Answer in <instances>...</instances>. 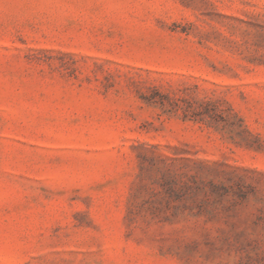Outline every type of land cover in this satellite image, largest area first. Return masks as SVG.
Here are the masks:
<instances>
[{
    "label": "rangeland",
    "instance_id": "obj_1",
    "mask_svg": "<svg viewBox=\"0 0 264 264\" xmlns=\"http://www.w3.org/2000/svg\"><path fill=\"white\" fill-rule=\"evenodd\" d=\"M0 264H264V0H0Z\"/></svg>",
    "mask_w": 264,
    "mask_h": 264
},
{
    "label": "trees",
    "instance_id": "obj_2",
    "mask_svg": "<svg viewBox=\"0 0 264 264\" xmlns=\"http://www.w3.org/2000/svg\"><path fill=\"white\" fill-rule=\"evenodd\" d=\"M194 216H195V214H194Z\"/></svg>",
    "mask_w": 264,
    "mask_h": 264
}]
</instances>
